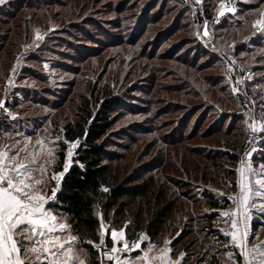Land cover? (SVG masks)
Segmentation results:
<instances>
[{
    "label": "rangeland",
    "instance_id": "rangeland-1",
    "mask_svg": "<svg viewBox=\"0 0 264 264\" xmlns=\"http://www.w3.org/2000/svg\"><path fill=\"white\" fill-rule=\"evenodd\" d=\"M179 79L183 81L174 88ZM94 83L108 84L122 94L133 89L137 97L130 100H150L152 110L161 101L186 107L184 113L176 112V118L169 117L177 123L162 132L168 136L182 125L188 137L194 120L204 116L230 129L240 144L247 123L254 125L261 139L250 152L252 173L242 175L236 166L232 178L211 174L213 185L199 183L194 188L199 199L206 190L221 199L217 208L209 209L202 202L192 211L196 217L215 212L210 228L226 240L204 233L192 255L179 256L181 262L187 258L184 264H264V153L260 152H264V0H5L0 4V152L5 153L8 167L20 161L39 164L29 174L42 173V193L49 197L51 189L57 192L63 176L51 177L64 171L66 161L70 166L79 145L65 142L62 169L56 171L62 128L75 118L79 96ZM193 92L203 98L197 107L192 105L199 101L187 99ZM133 119H120L115 130H128ZM143 119L139 117L140 124ZM127 132L130 138H119L112 150L124 152L129 139L139 136ZM151 135L142 136L137 150ZM18 149L19 155L9 162L8 156ZM242 184L248 199L241 207ZM184 220V214L176 218L180 224ZM255 221L259 225L253 229ZM191 225L193 235L197 234L200 223L196 219ZM169 239L164 241L169 244ZM110 242L111 247L114 242Z\"/></svg>",
    "mask_w": 264,
    "mask_h": 264
},
{
    "label": "trees",
    "instance_id": "trees-1",
    "mask_svg": "<svg viewBox=\"0 0 264 264\" xmlns=\"http://www.w3.org/2000/svg\"><path fill=\"white\" fill-rule=\"evenodd\" d=\"M207 17L211 16L208 14ZM146 53L145 50L143 54L147 56ZM155 77L154 73L151 79ZM205 77L207 82L211 81ZM182 81L179 79L174 82L178 84L173 87H178ZM163 88L166 92V86ZM178 92L179 90L175 91ZM131 97H137L133 89H127L122 94L116 93L108 84L95 83L90 84L87 92L79 96L75 118L62 128L56 171L62 169L65 142L78 141L79 145L61 179L55 198L47 204V209L67 224L70 233L77 237L78 245L86 251L90 264H99V258L96 251L86 244V240H97L102 230L101 225H107L108 235L113 229L123 231L127 244L137 242L141 237H145L142 244H159L165 238H170L172 257L181 253L192 255V249L204 233L216 234V239L225 241V238L210 228L211 221L217 216L215 212L200 213L196 217L192 211L194 205L202 202L209 209L217 208L221 199L207 190L199 199V196H195L194 188L199 183L213 185L216 180L213 182L214 176L211 174L220 173L228 178L234 176L246 132L241 133L239 144L236 136L231 135L230 129L224 130L216 122L211 123L204 116H198L188 137H185L186 126L183 128L182 125L181 129L177 128L168 136L166 132H162L177 123V119L170 120L169 117L176 118V112L184 113L187 108L158 100L161 102L152 110L154 103L150 100L131 101ZM187 99L193 103L199 101L192 105L196 107L203 100L202 95L196 92L188 93ZM125 112L128 115H124ZM142 115L144 123L140 124L139 117ZM124 117H133L134 122L128 123V130L121 127L115 130V125ZM157 120L159 122L153 125V121ZM127 131L139 136L129 139L128 145L122 149L124 152L112 150L117 147L119 138L129 137ZM150 134L148 142L137 150L135 146L142 141V136ZM260 152L264 153L262 150ZM256 159L260 160V157ZM180 214L185 216L181 224L176 221ZM196 219L201 227L193 235L191 224ZM258 225V221L253 222V229ZM176 232L178 234L174 236ZM110 243L109 240V245ZM186 259L184 257L181 264Z\"/></svg>",
    "mask_w": 264,
    "mask_h": 264
},
{
    "label": "snow or ice",
    "instance_id": "snow-or-ice-1",
    "mask_svg": "<svg viewBox=\"0 0 264 264\" xmlns=\"http://www.w3.org/2000/svg\"><path fill=\"white\" fill-rule=\"evenodd\" d=\"M4 2L5 0H0V4ZM256 23L259 24L260 21ZM2 103L0 101V104ZM72 147L76 145L72 144ZM19 151L18 149L8 156L9 162L13 156L19 155ZM71 155L72 152L69 150L68 156ZM4 157L5 153L0 152V264H40L45 260L47 264H77V261L79 264H85L74 252L73 242L77 237L69 235L67 241L62 240L61 233L67 235L68 226L58 222L57 217L46 208L47 201L55 198L56 190L51 189V196H47L42 193L44 188L42 173L29 174L33 167L40 165L35 161L28 164L20 161L13 167H8L4 163ZM68 168L69 163L66 161L64 171L54 174L51 179H59ZM239 198L241 201L239 206L242 207L248 199L243 184ZM222 215L227 216L228 213ZM232 227H237L236 220H233ZM111 237L114 244L119 245L124 239V233L113 229ZM232 239L234 242L238 241L236 232L232 233ZM122 246L129 247L126 242ZM139 246V243L132 245L136 248ZM116 251L117 247L114 246L112 252ZM139 259L151 264L152 257L146 252Z\"/></svg>",
    "mask_w": 264,
    "mask_h": 264
},
{
    "label": "crops",
    "instance_id": "crops-1",
    "mask_svg": "<svg viewBox=\"0 0 264 264\" xmlns=\"http://www.w3.org/2000/svg\"><path fill=\"white\" fill-rule=\"evenodd\" d=\"M47 210L48 212L51 213L49 209ZM57 221L60 223L66 224L64 221H62L59 218H57ZM57 221H50V222L56 223ZM57 231H59V229H57ZM66 232H67V235H65L64 233H61V239L64 241L68 240L69 235L73 236L70 233L68 228ZM109 236L111 240L112 239L111 232ZM134 243H139L140 246L138 248L132 247ZM142 243L143 242L130 243L128 244L129 245L128 248H124L122 246L123 242H121V244L119 245L113 244L114 246L117 247V251L113 253L112 248L114 246L111 245L110 247L111 251H110L109 257L110 258L114 257V258H111V261L113 262V264H123V263L124 264H146V262L139 259V257H142L143 254L147 252L152 257L151 264H181V257L179 255H176L175 257L171 256L168 242L166 243V241H163L159 244H155V243L142 244ZM73 248H74L75 255L79 257V260H83L85 264H90L88 261V256H87L86 251L78 245L77 241L73 242ZM118 250H120V252ZM98 258H99V264H101L100 256ZM40 264H47V261L46 260L42 261L40 262ZM77 264H79V261H77Z\"/></svg>",
    "mask_w": 264,
    "mask_h": 264
},
{
    "label": "built area",
    "instance_id": "built-area-1",
    "mask_svg": "<svg viewBox=\"0 0 264 264\" xmlns=\"http://www.w3.org/2000/svg\"><path fill=\"white\" fill-rule=\"evenodd\" d=\"M261 139V133L255 129L252 123H247L246 136L243 143V150L238 161V170L242 175H250L253 171L251 153L253 147L258 145ZM255 144V145H254ZM251 152V153H250ZM243 228V226H242ZM104 229V230H103ZM110 236L107 233V225H103L100 235L97 240H86V244L96 251L101 258V264H111L110 259ZM145 237L141 238L140 241H144Z\"/></svg>",
    "mask_w": 264,
    "mask_h": 264
}]
</instances>
